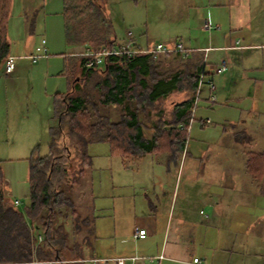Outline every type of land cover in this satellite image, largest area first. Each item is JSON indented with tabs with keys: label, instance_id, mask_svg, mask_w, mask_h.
I'll return each instance as SVG.
<instances>
[{
	"label": "trees",
	"instance_id": "1",
	"mask_svg": "<svg viewBox=\"0 0 264 264\" xmlns=\"http://www.w3.org/2000/svg\"><path fill=\"white\" fill-rule=\"evenodd\" d=\"M104 1L64 0L66 43L83 50L65 58L62 75L70 81V88L54 95L56 125L51 128L49 154L40 157L36 151L29 159L26 214L7 201L0 168V264H80L79 260L100 257L90 217L80 214L64 191L83 184L92 163L91 143H108L111 155L123 161L165 153L178 162L185 151L198 84L205 76L203 55L173 52L153 58L136 54L131 59L112 55L101 65L85 68L87 50L101 53L122 46L116 39L104 41L111 28ZM11 4L12 0H0V71L11 55ZM173 56L180 57L178 70H165ZM173 92L183 100L164 108V100ZM117 110L120 118L114 120ZM246 165L252 179L261 180L264 152L250 155ZM69 221L72 235L65 227ZM39 228L43 234L36 237ZM70 237L73 248L67 246Z\"/></svg>",
	"mask_w": 264,
	"mask_h": 264
},
{
	"label": "rangeland",
	"instance_id": "2",
	"mask_svg": "<svg viewBox=\"0 0 264 264\" xmlns=\"http://www.w3.org/2000/svg\"><path fill=\"white\" fill-rule=\"evenodd\" d=\"M41 2L42 0H12L8 21L9 23L12 18L14 29L10 37L12 54L13 50H16L15 43L17 46L22 43L21 33L27 37L36 35L40 38V33H37L39 31L37 16L40 14L38 7ZM103 3L111 27L108 25L110 29L104 36L106 39L104 41L116 39L117 44L126 43L127 32H131L140 44L147 46L163 44L175 47L179 33L182 35L183 32L191 29L190 19L194 15L193 7H189V0H105ZM22 15L23 28L21 26L16 28L15 22L20 21ZM34 17H37L36 21ZM185 44L187 49L195 47L189 46L186 42ZM71 49L73 53L83 50L80 47H70L69 50ZM196 52L202 54L195 50L188 51L190 54ZM209 52L206 53L204 50V55L202 54L204 58L207 57L206 66H208ZM173 58L172 65L169 64L165 70H178L180 57L173 56ZM27 64L25 72L19 75L15 73L10 76L0 71V168L6 180L7 201L24 214L30 204L29 159L36 151L40 157L49 154L51 128L56 125L54 95L50 96L46 92L44 78L37 80L36 75H29L31 67L29 63ZM40 64L42 61L34 66ZM223 76H215V90L210 94L217 97V102L205 100L210 93L208 85L203 87L202 95L200 92L201 98L197 102L193 120L188 129L187 147L208 149L220 146L223 139L219 137L223 134L225 125L233 120L236 121L235 123L240 121L241 125L246 124V101L251 103V99L247 97L248 90L243 89L242 100H233L227 104V99L230 98L226 97V93H223L218 83ZM224 86L222 84V87ZM180 100H183V96L176 97L174 94L164 100L163 106L170 109ZM153 114L155 118V113ZM113 119H118L114 112ZM150 123L153 126L154 122ZM204 123H207V127H202ZM253 127L254 130H258L262 126L255 123ZM227 128L230 133H233V127ZM229 138L235 140L232 135ZM224 140L227 141V139ZM88 154L92 158V163L91 168L86 171L83 184L71 190L66 188L64 191L76 202L79 211L82 212L80 214L90 217L93 236L98 238L95 251L104 256L125 254L123 252L126 248L127 251H131L129 248H132L134 244L129 242H134L135 238H133L134 234H129V228L131 231L132 227H139L145 223L150 214L154 217L159 214L157 220L161 222L163 219L161 214H168L173 207L171 213L173 215L176 205L182 202L195 210L196 221V216L205 220L208 211L206 210V214L205 212L200 214L201 210L205 211L207 208L205 199L210 193H217L220 189L227 188L222 185H219L220 188L213 187L218 183L217 177L206 180L209 177L204 178L199 170L186 169L183 172V167H180L182 161L180 163V160L178 162L170 160V156L165 153L149 154L123 161L120 157L111 155L108 143L98 142L88 146ZM186 157L187 167L199 164L190 156L183 158ZM220 174L222 175L221 172ZM16 201L19 202L17 205H15ZM27 221H30L29 218ZM67 223L66 231L72 235L73 224L71 221ZM200 231V235L195 236L194 246L200 247L198 254H205L206 236L209 238L216 230L202 226ZM242 231L241 229L232 230L231 237L235 238L231 245L232 250L224 251L232 254L238 262L245 253L241 251V241L245 251L255 255L256 258L258 253H261L258 248L264 247V238L261 235L258 236L257 228H253L249 235H241ZM42 234V228L34 232L36 237ZM262 235H264V229ZM223 236L224 231L220 234L221 238ZM69 241L67 246L73 248V237H70ZM86 250H89V246ZM89 256L90 254L86 252L85 257Z\"/></svg>",
	"mask_w": 264,
	"mask_h": 264
},
{
	"label": "crops",
	"instance_id": "3",
	"mask_svg": "<svg viewBox=\"0 0 264 264\" xmlns=\"http://www.w3.org/2000/svg\"><path fill=\"white\" fill-rule=\"evenodd\" d=\"M189 3L190 6H188L194 9V15L190 19L191 29L183 32L182 35L179 33L177 42L183 43L186 54L189 50L203 54L204 50L212 49L208 55V66L205 65L201 95L203 87L208 85L209 81L215 82L216 75H224L218 83L223 93H226V97L230 98L226 103L242 100L244 88L248 90L247 97L251 99V103L246 101L245 125H241L240 121L235 123L234 120L225 125V130L219 137L223 139L220 146L208 149L186 146L180 159V163L182 161L180 167H183V172L186 169L199 170L204 178L209 177L206 180L217 177L218 183L213 187L220 188L219 185H222L227 188L220 189L217 193H210L205 199L207 208L205 211L201 210L200 214L203 212L206 214L207 210L208 214L205 217L207 220L196 216V221L195 210L182 202L176 205L173 215H171L173 207L168 214H161L163 218L161 222L157 220L159 214L156 217L150 214L145 223L139 227H132L131 231L129 228L130 235L134 234L138 228L147 232L145 239L129 242L134 244L132 248H129L132 252L127 251L126 248L123 252L125 254L104 256L99 253L98 256L103 258L137 256L142 258L141 261L148 260L139 261V264H193L195 258L201 259L203 264H264V247L258 248L261 253H258L256 258L255 255L245 251L241 241V251L246 254L241 256L239 262L233 258L232 254L224 252L232 250L231 245L235 240L231 237L233 229H241L243 230L240 232L241 235H249L253 228H257L258 236L261 235L264 238L262 235L264 177L254 181L246 165L250 155L264 152V0H189ZM38 11L40 14L37 16L39 21L37 33H40V38L36 35L27 37L21 33L22 43L18 46L15 43L16 50H13L14 53L10 55L16 58V68L11 74H5L11 76L15 73L16 75L24 73L29 63L31 67L29 75H36L37 80L44 78L48 95L64 94L70 88L67 77L62 75L65 58L70 52L73 53V49L69 50L70 47L66 43L64 0H42ZM37 17L33 18L34 21ZM22 18L15 22L16 28L19 26L23 28L24 18ZM11 19L8 23L9 42L12 30L14 31ZM206 23L211 29L205 28ZM127 42H132L134 46L143 49L153 47V45L147 46L137 42L131 32H127ZM185 42L195 47L187 49ZM11 49H13L12 46ZM30 56H39V59L33 63ZM222 59L228 63V70L222 73L223 75L216 73ZM40 61L42 64L34 66ZM222 84L225 86L222 87ZM174 94L176 97L181 95L173 92L170 96ZM210 97L209 93L205 100L209 101ZM179 102L181 100L177 103ZM114 114L116 118H120V111L117 110ZM255 123L262 127L254 130ZM206 124L204 123L202 127H207ZM229 126L233 127V133L227 130ZM230 135L234 136L235 140L229 138ZM184 156H190L199 164L187 167V157L184 159ZM228 189L233 190L227 191ZM202 226L218 231L211 233L209 238L204 234L207 239L206 253L198 254L200 247H195L194 242L195 236L200 235ZM222 231H224L223 238L220 237ZM161 256H163L162 259H160Z\"/></svg>",
	"mask_w": 264,
	"mask_h": 264
},
{
	"label": "built area",
	"instance_id": "4",
	"mask_svg": "<svg viewBox=\"0 0 264 264\" xmlns=\"http://www.w3.org/2000/svg\"><path fill=\"white\" fill-rule=\"evenodd\" d=\"M205 28L211 29L209 24H205ZM211 49H206L205 52L208 53ZM182 53L186 56L185 50H184V45L181 41H178L176 46L174 48H170L169 46L163 45V44H157L153 46L152 48L149 49H143V48H138L133 45L132 42H127L126 44L117 47L111 51L105 50L101 53H95L90 50H87L83 56H85L87 59V62L85 63L84 67L85 68H92L96 65H101L103 64L104 60L108 56H125L127 58H133L136 54H146V55H151L153 58H158L160 55L167 54V53ZM46 51L44 50V56L46 57ZM33 63H35L38 59L39 56H30L29 57ZM16 58L13 56H9L5 62V68L4 71L6 74H11L15 68ZM207 57L204 58V64L206 65ZM228 70V63L226 60L221 61L219 66L216 69L217 74H222ZM205 71V69H204ZM205 76L202 75L198 84V90H197V95L193 107V115H194V110L197 106V102L200 99V92L201 88L203 86V81H204ZM209 87V92L210 94L213 93L215 90L214 87V82L209 81L208 83ZM211 101L216 102V97L211 95L210 97ZM192 123V121H191ZM191 125V124H190ZM189 129V128H188ZM19 202L16 201L15 205H17ZM147 236V232L144 229H136L134 233V238L135 239H145ZM41 241V238H40ZM163 256L160 257L162 259ZM142 258L137 257V256H131V257H118V258H103V257H95V258H88L85 260H79L78 263L80 264H137ZM193 264H203V261L199 258H195L193 260Z\"/></svg>",
	"mask_w": 264,
	"mask_h": 264
}]
</instances>
